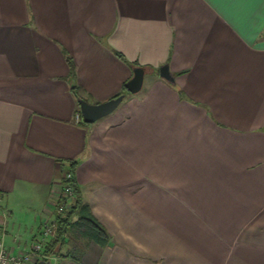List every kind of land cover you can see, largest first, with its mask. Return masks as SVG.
<instances>
[{"label":"crops","instance_id":"obj_1","mask_svg":"<svg viewBox=\"0 0 264 264\" xmlns=\"http://www.w3.org/2000/svg\"><path fill=\"white\" fill-rule=\"evenodd\" d=\"M114 51L147 87L82 125L72 85L96 103L132 74ZM70 162L109 240L48 264H264V0H0L8 249L55 220Z\"/></svg>","mask_w":264,"mask_h":264},{"label":"trees","instance_id":"obj_2","mask_svg":"<svg viewBox=\"0 0 264 264\" xmlns=\"http://www.w3.org/2000/svg\"><path fill=\"white\" fill-rule=\"evenodd\" d=\"M114 54L128 63L130 66L135 65L132 62L127 61L123 55L114 51ZM65 60L68 65V78L70 81L74 78L75 66L71 58L65 53ZM71 90L75 94L76 98H82L86 100L84 97L79 96L80 88L75 84L72 85ZM126 93L124 85H122L120 91L114 94L111 97H115L120 93ZM110 97V98H111ZM87 101V100H86ZM82 125H87L88 123L80 121ZM74 162H70V170H72ZM75 195L74 200L69 209H67L62 214L56 216L53 221V233L49 237L47 243L44 246L43 252L41 254V258L43 260H48L51 256L58 257H70L74 260H80L82 253L84 251L83 243L81 240L85 241L84 245H86L90 241H94L100 246H104L108 243V235L104 229V227L96 220V218L90 212L88 206L80 202L79 196L77 195V191L74 187ZM61 246H65L68 248L64 253H56L54 252V248Z\"/></svg>","mask_w":264,"mask_h":264},{"label":"built area","instance_id":"obj_3","mask_svg":"<svg viewBox=\"0 0 264 264\" xmlns=\"http://www.w3.org/2000/svg\"><path fill=\"white\" fill-rule=\"evenodd\" d=\"M78 113L77 118L80 120ZM59 193L54 204L56 216L70 208L74 199V184L71 170H66L59 183ZM5 219L0 223V264H36L41 258L44 246L53 233V221H47L39 227L35 240L27 250L13 251L4 244Z\"/></svg>","mask_w":264,"mask_h":264},{"label":"water","instance_id":"obj_4","mask_svg":"<svg viewBox=\"0 0 264 264\" xmlns=\"http://www.w3.org/2000/svg\"><path fill=\"white\" fill-rule=\"evenodd\" d=\"M131 76L124 82L127 93L135 94L140 91L143 85L146 68L141 65H131ZM158 75L167 82H173L174 77L168 68V64L163 63L158 67ZM126 96V93H120L115 97L108 98L101 102L91 103L82 98L77 99L82 121L92 123L112 112ZM36 264H48V260L39 259Z\"/></svg>","mask_w":264,"mask_h":264},{"label":"rangeland","instance_id":"obj_5","mask_svg":"<svg viewBox=\"0 0 264 264\" xmlns=\"http://www.w3.org/2000/svg\"><path fill=\"white\" fill-rule=\"evenodd\" d=\"M146 70H148V68H146ZM148 74H146V76H145V78H144V84H143V88H146L147 87V84H148ZM140 92V91H139ZM141 92H143V90L141 91ZM141 94V93H140ZM124 100V99H123ZM125 101H122V103H120L116 108H117V111H119L120 109H121V107L123 106V104H125L124 103ZM80 114V113H79ZM81 118V117H80ZM77 120H78V118H77ZM82 119H80L79 121H81ZM81 243H83L82 245H83V247H84V250H85V248H86V245H84V243H85V241L82 239L81 240ZM68 248H66L65 246H61V247H59V245L57 246V247H55L53 250H54V252H56V253H64V252H66V250H67ZM67 253V252H66Z\"/></svg>","mask_w":264,"mask_h":264}]
</instances>
